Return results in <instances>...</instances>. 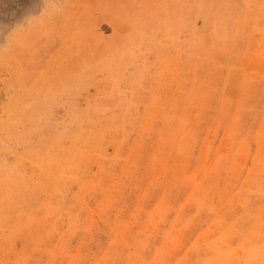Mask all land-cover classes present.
I'll return each mask as SVG.
<instances>
[{
	"label": "rangeland",
	"instance_id": "374dc122",
	"mask_svg": "<svg viewBox=\"0 0 264 264\" xmlns=\"http://www.w3.org/2000/svg\"><path fill=\"white\" fill-rule=\"evenodd\" d=\"M0 264H264V0H0Z\"/></svg>",
	"mask_w": 264,
	"mask_h": 264
}]
</instances>
